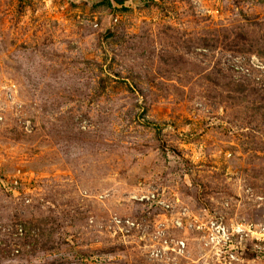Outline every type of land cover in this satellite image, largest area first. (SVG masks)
Returning a JSON list of instances; mask_svg holds the SVG:
<instances>
[{"label": "rangeland", "instance_id": "obj_1", "mask_svg": "<svg viewBox=\"0 0 264 264\" xmlns=\"http://www.w3.org/2000/svg\"><path fill=\"white\" fill-rule=\"evenodd\" d=\"M0 117V264H217L206 219L264 232V0H0Z\"/></svg>", "mask_w": 264, "mask_h": 264}, {"label": "built area", "instance_id": "obj_2", "mask_svg": "<svg viewBox=\"0 0 264 264\" xmlns=\"http://www.w3.org/2000/svg\"><path fill=\"white\" fill-rule=\"evenodd\" d=\"M131 198L135 201L142 202L145 207L146 204L151 207L153 203L156 206L158 204L168 207L163 204L162 201H157L156 199L151 200L155 197H150L145 193L132 196ZM178 216L179 217L172 221V227L170 228L183 233L187 228L189 229L193 227L191 217H196L192 213L190 215L188 211L182 210L179 212ZM144 219L139 221L137 219L135 220L133 218H129L128 216L113 217L111 219V223L114 227L115 234L120 236L122 239H130L139 236L140 242H144V244H142V250H145L146 253L153 259L159 260L163 257H166L168 260L171 258H183L182 254L186 251V241L188 238L182 237L184 239H178L169 236L168 239L165 238L161 240L159 237L164 234L162 231L163 229H159V231H161V235L158 231L151 233L152 231L149 230V232H147V228H149V226L145 225ZM196 222L197 221H195V223ZM258 230L260 231L259 234L252 231L249 226L244 229L240 225H227L221 223V221L217 218L212 219L211 217L206 219L203 224L198 225L195 232L200 233L197 234V237L200 241H203L204 246L209 249V256L212 255L217 264H236L237 262L241 263L245 261L242 258L241 253L242 250H244V247L242 246V240L244 238L250 237L252 240L256 239L257 241H264V232L260 229ZM234 237H238L239 239L235 241ZM15 251L18 253L19 247L15 249Z\"/></svg>", "mask_w": 264, "mask_h": 264}]
</instances>
